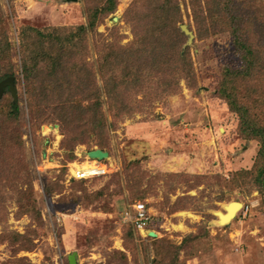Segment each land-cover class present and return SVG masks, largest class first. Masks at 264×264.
<instances>
[{
    "label": "rangeland",
    "instance_id": "rangeland-1",
    "mask_svg": "<svg viewBox=\"0 0 264 264\" xmlns=\"http://www.w3.org/2000/svg\"><path fill=\"white\" fill-rule=\"evenodd\" d=\"M137 1L117 0L115 12L99 17L96 34H80L77 29L107 0H0L12 44L13 67L7 70L16 78L20 105L14 120L6 89L0 100V264H70L73 254L77 264H264V194L256 182L264 165L261 141L242 129L241 116L223 97L227 88L246 104L264 103V76L234 74L245 68L235 44L245 37H235V1L216 0V7L227 5L226 14L218 13L215 33L199 37L211 19L195 22L191 1L177 0L180 30L186 26L193 33H184L181 47L188 48L193 75L180 78L173 91L152 95L162 77L156 75L150 88L124 95L134 111L123 116H113L103 95L104 126L74 129V137L85 135L75 143L56 116L31 119L21 34L63 29L55 36L60 47L73 33L75 52L96 69L102 88L98 55L109 43L134 42L126 12ZM252 4L259 20L248 26L250 37L264 49V0ZM64 43L69 49L71 41ZM40 69L38 80H45L46 64ZM257 108L261 127L264 105ZM97 148L109 152L108 174L74 179L73 165L86 163ZM136 202L147 207L156 237L133 228ZM232 202L242 208L222 223Z\"/></svg>",
    "mask_w": 264,
    "mask_h": 264
},
{
    "label": "trees",
    "instance_id": "trees-1",
    "mask_svg": "<svg viewBox=\"0 0 264 264\" xmlns=\"http://www.w3.org/2000/svg\"><path fill=\"white\" fill-rule=\"evenodd\" d=\"M116 1L107 0L103 8L94 9L89 14L88 25L78 28L77 32L83 34L84 31L90 32L91 30L96 34L99 17L115 12ZM190 1L195 22L199 24L202 22L205 25V22L211 19L208 27H205L203 32L199 31V37L215 33V27L220 19L218 13L226 14L227 5L216 7L218 5L216 0L211 2L213 3L211 6L206 2L203 4V1L206 0ZM228 1L229 3L235 1V37L238 33H244L245 36L241 41V36L235 39L236 47L241 51V59L245 68L241 72H234V74L244 75L245 78L251 74L264 76V49L262 44L250 37L249 30L251 31L252 28H248L251 22L259 20L255 12L251 10L252 0ZM229 15L233 16L231 13ZM126 17L133 24L134 42L128 46L109 43L107 44L108 51L98 55L97 73L104 80L102 88L96 84L94 75L96 69L92 65L88 68L87 63H81V52H75L77 44L69 39L74 38L73 33L62 40L60 47L56 44L58 39L55 36L63 29L45 32L28 28L25 33L23 32L24 34H21L22 67L31 119L38 120V116H56V120L61 124L63 135L67 137L72 133L69 140L71 143H75L76 139L80 141L85 138V135L81 133L74 137V129L84 125L104 126L103 95L111 100L109 107L113 116H123L134 111V106L125 102L124 95H130L133 92L134 94L142 93L144 88H150L149 85L156 84L157 76L162 77L160 81H157L156 89L152 95L173 91L179 87L180 78L185 75H193L188 48L185 50L181 48L185 44L183 42L185 35L180 30L182 13L177 0H138L126 12ZM260 21L262 20L260 19ZM253 35L255 34L253 33ZM261 36L264 39V32ZM64 40L71 41L69 49H66L68 43H64ZM81 40L84 41V36ZM11 50L12 44L9 41L4 16L0 10V72L3 69H12ZM74 56L76 61L73 60ZM5 61L10 67L4 65ZM42 63L46 64L47 78L38 80L41 71L44 73V70L40 69ZM168 68L170 76L167 82L166 70ZM81 74H83V80L82 77H79ZM8 77H15L12 70L2 73L0 82ZM90 78L93 79V84H91ZM89 85L91 86L89 87ZM6 89L12 98L10 113L14 114L15 116L12 117L17 120L20 112L18 93L15 97L8 88ZM6 89L0 94V100L5 95ZM103 92L104 94H102ZM224 94L223 97L231 109L241 116L242 129L245 128V132H253L252 135L260 139V152L264 156V126L260 127L258 124L259 115L257 114V107L263 106L264 103H258L260 100L258 99V106L255 101L252 104H246L234 91L227 88L224 90ZM41 108L45 110L43 111ZM250 116H255V118ZM253 124H256L254 129L251 127ZM256 182L262 187L264 194V165L259 170Z\"/></svg>",
    "mask_w": 264,
    "mask_h": 264
},
{
    "label": "built area",
    "instance_id": "built-area-1",
    "mask_svg": "<svg viewBox=\"0 0 264 264\" xmlns=\"http://www.w3.org/2000/svg\"><path fill=\"white\" fill-rule=\"evenodd\" d=\"M108 174L107 164L105 162H92L89 160L87 164L80 167H74L72 176L76 180H87L90 178L101 177ZM131 224L139 232H146L147 237L150 236L151 222L147 207L143 203H134L131 206Z\"/></svg>",
    "mask_w": 264,
    "mask_h": 264
},
{
    "label": "water",
    "instance_id": "water-1",
    "mask_svg": "<svg viewBox=\"0 0 264 264\" xmlns=\"http://www.w3.org/2000/svg\"><path fill=\"white\" fill-rule=\"evenodd\" d=\"M181 28L185 34L189 35L190 37H193V33L186 26H182ZM6 88H8L12 92V94L15 97H17L16 78L15 77H8V78H6L0 82V94H2V92ZM88 156L90 158H97L99 160H103L104 158H106L108 156V151H106L102 148H97L95 150L89 151ZM235 205H241L242 206V204L239 202H232L229 205V208L232 206H235ZM229 208L227 209V214L225 215V217H228L231 214V210ZM151 234H152V236L156 237V234H153V233H151ZM69 263L70 264H77L75 254H73L69 257Z\"/></svg>",
    "mask_w": 264,
    "mask_h": 264
},
{
    "label": "bare ground",
    "instance_id": "bare-ground-1",
    "mask_svg": "<svg viewBox=\"0 0 264 264\" xmlns=\"http://www.w3.org/2000/svg\"><path fill=\"white\" fill-rule=\"evenodd\" d=\"M87 159H88V161L86 162V163H83V164H87L88 162H89V160H92V162H97V161H101V162H105V161H108V159H110L109 158V152H108V156L106 157V158H104L103 160H99V159H97V158H90L89 156L87 157ZM107 159V160H106ZM82 165V164H81ZM81 165H77V164H75V165H73V166H75V168L76 167H80ZM229 208V205H227V207H226V209H228ZM241 208H242V206L241 205H235V206H232V207H230L229 209L231 210V214H230V216H228V217H223V215L221 216L222 217V223H227V222H229L234 216H235V214L238 212V211H240L241 210Z\"/></svg>",
    "mask_w": 264,
    "mask_h": 264
},
{
    "label": "crops",
    "instance_id": "crops-1",
    "mask_svg": "<svg viewBox=\"0 0 264 264\" xmlns=\"http://www.w3.org/2000/svg\"><path fill=\"white\" fill-rule=\"evenodd\" d=\"M70 257V256H69Z\"/></svg>",
    "mask_w": 264,
    "mask_h": 264
}]
</instances>
